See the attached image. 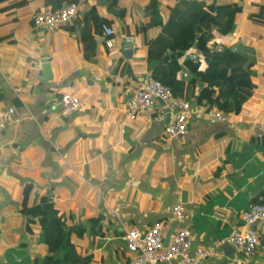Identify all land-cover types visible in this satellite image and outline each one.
<instances>
[{
  "label": "crops",
  "instance_id": "crops-1",
  "mask_svg": "<svg viewBox=\"0 0 264 264\" xmlns=\"http://www.w3.org/2000/svg\"><path fill=\"white\" fill-rule=\"evenodd\" d=\"M149 1L115 0L125 8L121 18L118 10L108 11L110 0H81L77 18L55 28L33 25L42 0L0 14V110L14 106L15 97L23 104L14 106V125L0 126V264H35L47 253L42 235L51 218H34L28 229L22 212L27 184L29 205L44 197L53 202L73 230L76 252L91 255L92 264H130L125 226L144 231L158 221L167 230L189 229L193 252L215 247L243 223L245 211L264 203V53L256 49L264 28L248 30L252 10L242 18L243 11L234 30L216 39L255 64L254 94L241 111L213 123L195 105L186 134L169 140L170 114L160 121L152 108L133 120L126 112L131 90L153 72L141 30L155 19L145 14ZM93 5L112 20L115 33L95 35L91 54L76 24ZM161 31L148 32L154 38ZM65 93L81 99L72 114L59 104ZM180 202L186 218L179 221L173 206ZM257 228L253 257L221 249L200 264H264V222Z\"/></svg>",
  "mask_w": 264,
  "mask_h": 264
},
{
  "label": "trees",
  "instance_id": "trees-1",
  "mask_svg": "<svg viewBox=\"0 0 264 264\" xmlns=\"http://www.w3.org/2000/svg\"><path fill=\"white\" fill-rule=\"evenodd\" d=\"M31 1L0 0V14H15ZM173 1L174 5L150 0L146 7L145 14L155 17L141 28L143 45H147V60L153 73L177 97L194 100L195 105L206 110L217 107L225 112L239 113L245 101L254 94L256 85L252 72L255 64L245 53L216 39L234 30L237 16L244 11L243 0ZM80 2L42 0V4L48 8L72 3L78 5ZM253 4L255 10L248 17L264 28V0H257ZM107 9L111 13L116 9L119 11L117 16L124 17L125 8L115 4V0H110ZM165 11L167 14L163 15ZM105 24L111 25L112 20L104 18L96 5L77 21V30L83 42L91 46V54L94 36L103 32ZM157 26H161L162 31L156 37H150L148 31ZM192 50H195L196 57H188ZM202 57L206 60L205 64ZM185 72L188 73L187 77L183 75ZM12 102L16 108L23 105L17 97ZM30 193L31 188L27 184L23 192L22 212L29 217L28 229L31 230L30 223L36 221L34 218H51L42 235L47 253L35 264H92L91 255L82 256L76 252L73 230L65 224L64 214L46 197L41 199V204L29 205Z\"/></svg>",
  "mask_w": 264,
  "mask_h": 264
},
{
  "label": "built area",
  "instance_id": "built-area-1",
  "mask_svg": "<svg viewBox=\"0 0 264 264\" xmlns=\"http://www.w3.org/2000/svg\"><path fill=\"white\" fill-rule=\"evenodd\" d=\"M79 7L77 4H65L62 7H42L33 15V25L36 28H55L69 23L77 18ZM104 33L111 36L115 30L105 24ZM202 62L206 60L202 57ZM185 77L188 73L183 74ZM59 104L63 114H72L81 106L79 96L65 93L61 96ZM160 105V106H157ZM195 101L184 97H177L171 88L164 84L153 72H147L143 82L131 90L126 101V112L130 119L137 118L140 114L158 108L157 119L164 121L167 114L168 121L165 132L169 140L184 136L194 113ZM233 112H225L217 107L207 110L211 122L228 121ZM16 123V109L13 105L0 110V126L6 128ZM173 216L177 220L186 218L183 203L173 206ZM243 223L235 226L230 234L220 240L215 247H199L192 251V234L187 228H175L168 245H164L166 225L158 221L146 230L137 226H125L124 238L130 255V264H160L161 262L178 260L181 264H200L201 260L214 255H220L221 246L229 243L235 254L244 258L253 257L260 243L258 224L264 222V203L253 204L242 215Z\"/></svg>",
  "mask_w": 264,
  "mask_h": 264
},
{
  "label": "rangeland",
  "instance_id": "rangeland-1",
  "mask_svg": "<svg viewBox=\"0 0 264 264\" xmlns=\"http://www.w3.org/2000/svg\"><path fill=\"white\" fill-rule=\"evenodd\" d=\"M256 1H257V0H256ZM259 1H261V0H259ZM243 4H244V12L241 13V14H242V18H244V16H245V11L248 13V12H250L251 10H252V11L255 10L253 4L250 3V0H246V1L243 0ZM247 13H246V14H247ZM250 13H251V12H250ZM241 14H240V15H241ZM240 22H242V20H241ZM246 22H248V24L250 25V26H248V27H249L248 30H250L251 27H253V29H257L258 27H261L260 25H259V26L256 25V24L254 25L251 21H246ZM261 28H262V27H261ZM256 34H257V33H256ZM256 49H258L260 53H264V41H262L259 45H257V46H256Z\"/></svg>",
  "mask_w": 264,
  "mask_h": 264
},
{
  "label": "water",
  "instance_id": "water-1",
  "mask_svg": "<svg viewBox=\"0 0 264 264\" xmlns=\"http://www.w3.org/2000/svg\"><path fill=\"white\" fill-rule=\"evenodd\" d=\"M188 57H190V55L188 56ZM194 57H196L195 55H194ZM129 97V96H128ZM127 97V98H128ZM174 230H175V228L174 227H172V228H169L168 230H167V232H166V235H165V237H164V245L166 246V245H168V243H169V241H170V238H171V235H172V233L174 232ZM263 243H264V236H263V241H262ZM221 249H223L224 251H225V253L226 254H228V255H233V247L229 244V243H225L224 245H222L221 246Z\"/></svg>",
  "mask_w": 264,
  "mask_h": 264
}]
</instances>
